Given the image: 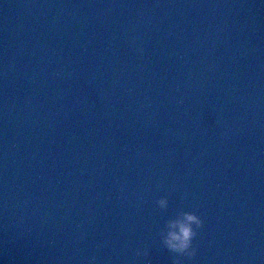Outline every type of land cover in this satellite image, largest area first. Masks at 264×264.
<instances>
[{
  "label": "water",
  "instance_id": "water-1",
  "mask_svg": "<svg viewBox=\"0 0 264 264\" xmlns=\"http://www.w3.org/2000/svg\"><path fill=\"white\" fill-rule=\"evenodd\" d=\"M2 264H151L0 130Z\"/></svg>",
  "mask_w": 264,
  "mask_h": 264
},
{
  "label": "clouds",
  "instance_id": "clouds-1",
  "mask_svg": "<svg viewBox=\"0 0 264 264\" xmlns=\"http://www.w3.org/2000/svg\"><path fill=\"white\" fill-rule=\"evenodd\" d=\"M156 207L160 211H167L169 200L160 198L155 201ZM203 227V221L194 212L177 210L173 217L166 219L159 231V238L169 252L177 256L186 257L189 260L196 255V249L193 246V240L198 235V230ZM138 255L148 256V251L138 252ZM2 264V261H0Z\"/></svg>",
  "mask_w": 264,
  "mask_h": 264
}]
</instances>
